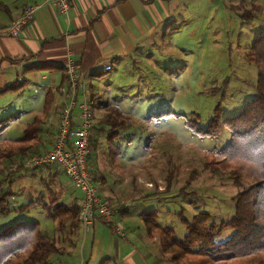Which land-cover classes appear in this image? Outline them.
I'll return each instance as SVG.
<instances>
[{
    "label": "rangeland",
    "instance_id": "obj_1",
    "mask_svg": "<svg viewBox=\"0 0 264 264\" xmlns=\"http://www.w3.org/2000/svg\"><path fill=\"white\" fill-rule=\"evenodd\" d=\"M253 1L250 5L229 7L222 0L216 4L207 1L200 6L198 14L183 18L184 9L179 11L156 38L153 59L157 67L146 65L144 60L131 65L119 79L110 83V95L120 107L121 116L94 112L97 114L95 123L102 120V126L120 123L117 138V133L109 128L108 135L115 136V141L109 147L110 157L105 151L99 152L100 170L112 180L113 186L124 190L145 184L161 201L149 205L159 211L161 224L150 234L167 259L164 264H185L184 254L172 242L175 237L183 239L184 219L190 221L195 213L206 211L215 222L227 220L233 214V196L250 183L245 176L235 181L232 162H225L227 167L223 165L218 151L230 138L225 126L217 136H202L191 131L186 121H195L204 128L216 107L221 117L232 116L256 96L257 66L250 57V47L264 33V0ZM240 11H252L251 18H242ZM22 99L8 98L0 104V117L15 112L20 115V119L0 133V180L4 179L1 189L13 194L7 198L9 210L0 214V231L15 221H36L58 246L61 241H76L77 230L69 231L67 222L61 229L55 220L47 218L42 205L49 204L51 198L44 196L40 200L39 195L32 197L27 192L37 189L39 184L44 187L48 183L52 187L45 175L32 178L27 173H32L36 167H50L48 170L57 174V168L55 165H27L28 157L48 149L30 148L26 143L13 140L22 136L23 125L31 120V117H23L27 101ZM91 151L90 147V154ZM89 158L88 169L95 182L99 171L90 166ZM60 177L66 180L62 171ZM37 178L41 182L38 183ZM55 192L57 195L56 189ZM72 192L77 197L81 195L76 187ZM30 200L41 205L27 207ZM147 218L155 221L153 215ZM232 232L226 227L215 239L223 241Z\"/></svg>",
    "mask_w": 264,
    "mask_h": 264
},
{
    "label": "crops",
    "instance_id": "obj_2",
    "mask_svg": "<svg viewBox=\"0 0 264 264\" xmlns=\"http://www.w3.org/2000/svg\"><path fill=\"white\" fill-rule=\"evenodd\" d=\"M207 1L216 4L221 0H70L66 13H59L44 0H0V104L14 97L27 101V105L23 106V117H31V120L23 125V131L35 119L38 127L35 135L27 141V146L51 148L58 131L60 110L70 97L66 65L72 62L80 75L77 103L87 102L99 115L106 112L112 113V117L117 116L122 111L110 95V83L119 79L131 65L136 66L144 60L146 65L155 69L153 47L163 26L183 9L182 18L198 14L200 6ZM222 1L228 7L254 3L253 0ZM31 4L40 6L18 35H10L7 32L10 23ZM106 64H110L111 69L103 70ZM80 103L72 112L75 125L80 122ZM14 114V121L20 119L17 112ZM100 122L95 123L91 130L89 164L99 171L95 178L99 195L113 206L123 204L113 218V223L121 227L123 235L113 232L111 224L100 218L89 229H84L79 222L77 240L61 241V245H57V254L51 255V262L164 264L167 259L155 237H151L144 220L147 213L153 212L155 222L161 227L159 211L149 208V205L154 206L161 201L145 184L124 190L113 186L112 180L100 170L99 154L105 151L110 157L109 147L119 135L120 128L115 127L117 135L108 143L107 135L112 125L106 123L102 126ZM105 134L106 138H103ZM22 137L23 133L13 140ZM41 168L36 167L27 176L45 175L52 187L48 183L44 187L39 184L37 189L27 190L29 196H40L48 189L56 195V189L58 202L70 205L77 201L80 204L82 194L78 197L74 195V186L68 177L65 181L60 177V167L55 166L57 174L48 170L50 167ZM38 205L41 204L34 200L27 203V207Z\"/></svg>",
    "mask_w": 264,
    "mask_h": 264
},
{
    "label": "trees",
    "instance_id": "obj_3",
    "mask_svg": "<svg viewBox=\"0 0 264 264\" xmlns=\"http://www.w3.org/2000/svg\"><path fill=\"white\" fill-rule=\"evenodd\" d=\"M239 15L249 19L252 11H240ZM250 57L257 66L256 96L232 116L221 117L220 109L216 107L204 128L195 121H186L191 131L202 136H217L225 126L230 138L218 151L223 165L227 167L225 162H232L235 181L239 182L245 176L250 183L233 196L234 210L227 220L215 222L206 211L195 213L190 221L183 220L186 233L183 239L175 237L172 242L184 254L185 264H264V33L252 43ZM15 118L14 113L0 117V133ZM36 120L24 129L23 137L15 142L27 143L35 135L38 128ZM119 125L116 121L110 130L115 133V127ZM111 139L107 135L108 143ZM3 180H0V214L9 210L8 199L13 195L12 191H2ZM44 196L51 198L49 204L42 206L46 216L55 220L61 229L67 222L69 231L75 232L80 222L77 201L70 205L58 202L50 189L46 193L41 192L39 199ZM153 214L147 213L144 219L149 232L159 228L155 221L147 218ZM226 227L233 230L232 234L218 242L216 236ZM57 251L54 239L43 232L36 221H15L0 231V264H52L51 255L57 254Z\"/></svg>",
    "mask_w": 264,
    "mask_h": 264
},
{
    "label": "built area",
    "instance_id": "obj_4",
    "mask_svg": "<svg viewBox=\"0 0 264 264\" xmlns=\"http://www.w3.org/2000/svg\"><path fill=\"white\" fill-rule=\"evenodd\" d=\"M45 4L53 6L59 13H66L70 7V0H44ZM40 4L27 5L17 19L13 20L7 32L16 36L23 25L32 17ZM107 71L110 64L102 67ZM70 97L66 105L60 110L58 131L51 148L32 155L26 159L27 165H55L62 169L74 187L80 190L82 198L79 204V221L84 229H89L97 218L111 224L113 232L123 235L113 218L118 206L105 201L98 193L97 187L88 169L90 155V134L95 123V114L87 102L80 103L78 117L80 122L75 125L72 120L73 109L77 106V88L79 86V72L69 62L66 65Z\"/></svg>",
    "mask_w": 264,
    "mask_h": 264
}]
</instances>
